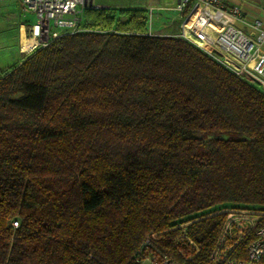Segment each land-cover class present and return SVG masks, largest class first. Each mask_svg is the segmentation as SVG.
<instances>
[{"label": "trees", "instance_id": "trees-1", "mask_svg": "<svg viewBox=\"0 0 264 264\" xmlns=\"http://www.w3.org/2000/svg\"><path fill=\"white\" fill-rule=\"evenodd\" d=\"M81 26L0 75V264H132L187 222L203 264L218 211L264 209V92L142 8Z\"/></svg>", "mask_w": 264, "mask_h": 264}, {"label": "built area", "instance_id": "built-area-1", "mask_svg": "<svg viewBox=\"0 0 264 264\" xmlns=\"http://www.w3.org/2000/svg\"><path fill=\"white\" fill-rule=\"evenodd\" d=\"M18 3L22 15L35 21L24 23L23 34L35 40L27 55L45 47L54 39L81 31L82 12L89 0H0ZM153 9H148V17ZM178 32L174 36L202 51L242 82L264 92V21L253 17L248 28L240 26L243 12L239 5L225 0H177ZM21 31L19 35L20 43ZM222 215L213 245L203 264H264V209L231 207L218 211ZM17 223L13 222L12 226ZM187 223L167 251L150 233L133 254L132 264H187L199 254V246L186 233Z\"/></svg>", "mask_w": 264, "mask_h": 264}, {"label": "crops", "instance_id": "crops-1", "mask_svg": "<svg viewBox=\"0 0 264 264\" xmlns=\"http://www.w3.org/2000/svg\"><path fill=\"white\" fill-rule=\"evenodd\" d=\"M114 1V0H113ZM122 2L118 4H113L110 2H102L100 0H92L93 8H110V9H128V8H142L146 10V15L148 17V9H153V13L150 15V19H147V33L157 34L158 36H172L174 37L178 32V23L179 17L176 15L162 17L160 14L161 9L164 11H173L177 0H121ZM7 3L15 2L11 1H2ZM227 4L239 5L243 12V20L239 23L241 27L248 28L249 23L253 17H259L264 21V0H225ZM158 3V4H157ZM159 3H163L162 6H159ZM17 7V5H16ZM18 10V7H17ZM160 10V11H159ZM19 11V10H18ZM20 14V13H19ZM25 23H28L25 15H21ZM156 22L158 25L154 28L153 22ZM24 24H20V27H23ZM154 29V30H153ZM23 34H21V37ZM24 43V42H23ZM25 52L26 50L23 49Z\"/></svg>", "mask_w": 264, "mask_h": 264}, {"label": "rangeland", "instance_id": "rangeland-1", "mask_svg": "<svg viewBox=\"0 0 264 264\" xmlns=\"http://www.w3.org/2000/svg\"><path fill=\"white\" fill-rule=\"evenodd\" d=\"M96 1V0H95ZM102 2H110V0H100ZM122 2L121 0H111V3L118 4ZM0 2V75L5 73L7 70L18 64L24 55L20 51L19 35L20 31L23 34V28L20 27V24L25 22L22 19L20 6L18 3ZM158 4V3H157ZM163 3H159V6H162ZM163 11L160 12L162 17L173 16L178 14L173 11ZM160 11V10H159ZM20 13V14H19ZM153 13V11L151 12ZM27 17L26 20L28 23H33L35 21L34 17L25 13ZM147 16V15H146ZM122 20V18H120ZM153 27L155 28L158 24L153 21ZM148 24V23H147ZM154 30V29H153ZM24 35V34H23ZM157 35V34H150ZM158 36V35H157ZM28 38V37H27ZM27 48V47H26ZM26 50V49H24ZM27 51V50H26Z\"/></svg>", "mask_w": 264, "mask_h": 264}, {"label": "bare ground", "instance_id": "bare-ground-1", "mask_svg": "<svg viewBox=\"0 0 264 264\" xmlns=\"http://www.w3.org/2000/svg\"><path fill=\"white\" fill-rule=\"evenodd\" d=\"M34 43H35V40H32L31 38H27L24 35L20 37V44H21L22 52H24L23 49H26L27 51L31 49L34 46Z\"/></svg>", "mask_w": 264, "mask_h": 264}, {"label": "water", "instance_id": "water-1", "mask_svg": "<svg viewBox=\"0 0 264 264\" xmlns=\"http://www.w3.org/2000/svg\"><path fill=\"white\" fill-rule=\"evenodd\" d=\"M87 5H88V7H92V0H89Z\"/></svg>", "mask_w": 264, "mask_h": 264}]
</instances>
